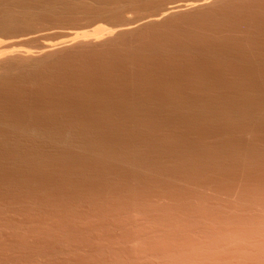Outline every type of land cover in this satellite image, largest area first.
<instances>
[{
    "label": "rangeland",
    "instance_id": "rangeland-1",
    "mask_svg": "<svg viewBox=\"0 0 264 264\" xmlns=\"http://www.w3.org/2000/svg\"><path fill=\"white\" fill-rule=\"evenodd\" d=\"M77 1L84 3L90 11L94 10L93 0ZM138 1L124 2L121 12L126 11L119 15L122 19L115 18L114 23L107 21L108 18L83 22L88 18L80 16L77 18L79 24L74 16L57 20L55 18L56 22L52 17H46L54 24L46 23L47 26L42 29L47 30L37 33V39L26 41L14 49L34 52L44 42L56 43L60 39H72L74 32L91 34L96 29L110 30L115 25L131 23L133 19L137 21L140 15H153L159 9L156 6L166 7L171 3L170 0ZM183 1L187 0H172V3ZM115 2L116 0H103L98 5L95 3V7L100 5L105 10H114ZM232 2L201 17L183 20L182 27H187L182 28V31L186 30L183 33L177 32V28L181 29L179 22L175 23L177 27L170 26L172 29L168 26L170 30L168 27L141 30V35L136 32V35L133 33L123 37V41L120 40L123 44H119L122 47L117 46L119 42L116 43L122 50L112 44L119 53L114 48L115 52L104 51L105 48L99 45L104 52H101V47L94 49L91 46L88 51L92 55L86 52V47H82V51L81 47L77 49L79 46L72 48L74 45H71L72 49H61L62 52L59 50L60 53L52 55L54 58L51 56L48 63L46 59L45 66H39L42 68L38 71L39 75L36 74L37 71L31 74L26 68L30 77H13L10 82L6 81L7 86L3 85L4 81L3 84L1 82L0 264H163V261L164 264H169V261L170 264H175L174 259L171 263L167 258L178 255L175 260L180 257L183 261L185 255L181 257L182 253L189 254L196 247L197 251L203 249L202 246L207 247L202 244H211L210 248L213 247L212 244L216 245L220 238L216 234L223 233L224 236V231L227 230L228 234L225 235L230 237L233 230L238 229L237 224H245L248 219L249 225L251 219L256 224L258 210L264 209V0H238L236 4L234 0ZM138 11L140 15L137 14ZM90 22L91 24L85 25ZM75 23L78 24L74 25ZM214 28L217 29L214 31ZM201 33L207 35L209 40L207 36H201ZM105 47L108 49L112 46ZM79 51L87 54L84 52L82 55ZM139 54H143L146 59ZM100 57L103 58L102 61ZM69 59L72 61H68ZM83 59H86L85 62ZM129 61H134V65ZM22 76H26V79ZM220 103L222 105L218 107ZM235 210L240 213L238 216ZM263 213H259V216ZM255 214L257 216L254 219ZM235 219L240 223H236ZM240 219L246 220L241 222ZM224 221L230 227L232 225V228L225 226ZM241 227L239 235L240 230L244 233ZM244 229L245 233L251 230ZM210 239L217 242L213 243ZM219 240L223 246L224 240ZM221 245L215 247L224 250L221 255H226L228 248L225 251ZM210 248L209 251H212ZM200 252L203 254L202 250ZM211 254L213 255L212 252ZM199 255L201 256L200 253ZM163 257H167L169 261L162 260ZM200 260V263L205 261L202 262V258ZM183 263H186L185 260ZM193 263L192 261L191 264Z\"/></svg>",
    "mask_w": 264,
    "mask_h": 264
},
{
    "label": "bare ground",
    "instance_id": "bare-ground-1",
    "mask_svg": "<svg viewBox=\"0 0 264 264\" xmlns=\"http://www.w3.org/2000/svg\"><path fill=\"white\" fill-rule=\"evenodd\" d=\"M94 1V10H92V11H90L87 7H85L86 5H84V3H80L79 1H77V0H0V84H1V82L2 81H4L5 82V84H3V82H2V84L5 86L6 85V81H9L10 79H12L13 77H16V76H18V78H20V75H26V76H29L30 74V72H31V74L33 73L34 74V71H37V73L36 74H38V71H41V69L42 68H40V67H42L43 65H44V63L47 61V63H48V60L49 59H51L52 57L54 58V56H52V55H56V53L57 52H59L60 53V51L62 52V50L61 49H64V50H66L67 48H75V47H77V46H79V47H77V49H79L80 47V50H82V47H86V49H87V53L89 52L90 53V51H88L90 48H91V46H94V49H96V48H100L101 47V52L104 50V49H102L103 47L105 48V50L104 51H112V52H115L112 48H114V47H116L117 49H121V48H119V47H117V46H120L119 44H121L122 43V41H123V37H125V36H127V35H130V34H133V33H135V35H136V32H139L140 33V35H141V30H148V29H155V28H158V30H159V28H165V27H170V26H172L173 25V27L174 26H176V22H179L180 23V21H182L180 24L178 23V25H181L180 27H181V29L179 30V28H177L178 29V31L177 32H179V31H182V28L184 29V28H187V27H182V23H183V20L185 21V20H187V19H191L192 17L194 18V17H197V16H203V15H206L205 13H208V12H211V11H213V10H216V8H218L219 6H221V5H227V4H229L230 2H232L233 0H187V1H183V2H174V3H172V0H170V2L171 3H168V6H166V7H162L161 5H158V6H156V8H159L158 10H156V12H155V14H153V15H149V14H147V12H145L148 16H146V15H143V17H140L141 15L139 14V11H138V15H140V16H138L139 18H141V19H137V21H135L134 19H133V22H131V23H123V24H121V25H115L114 27H112V29H108V30H104V29H101V30H99V29H96L94 32L92 31V33L90 34H85V33H76V32H74V36H72V39H70L69 37H67V38H69V39H60L59 40V38H58V42H56V43H45L44 42V44H42V46L41 47H39L38 49H37V51L35 52H33V51H29V50H20L19 49V51H17L18 50V48H17V50H15L16 48V46H19L20 44H22V43H24V42H26V41H31L32 39H34V38H36V36L35 35H37L38 36V34H39V32H42V31H45V30H47V29H42V27H45V26H47V24L46 23H51V21L53 20L54 21V19L56 18V20L57 19H59V18H61V17H73L74 16V20L76 19V21H78V23H79V20L77 19L78 17H80V16H84L83 18H88V20L87 19H85V21H83V22H89V21H91V20H95V19H106V18H108L107 19V21H111V22H113L114 23V20H115V18H117V20H119V18L118 17H120L119 15L120 14H123L125 11H126V9L124 10V12L122 13L121 11H123L122 10V5H123V3L124 2H126V1H135V0H116V2H115V4H116V7H112L114 10H111V8H109V6H107L109 3H111V2H107L108 4L106 5L110 10H105V8H103L102 6L100 7V5L98 6V7H95V6H97L98 5V3L100 4L103 0H93ZM113 1H115V0H113ZM118 1V2H117ZM138 1V0H137ZM150 1V0H149ZM176 1H178V0H176ZM236 1L238 2V0H234V3L236 4ZM252 1V0H251ZM262 1V0H261ZM139 2V1H138ZM157 2V1H156ZM239 2H241V1H239ZM254 2H256V1H254ZM97 5H96V4ZM127 3V2H126ZM137 3V2H136ZM141 3H142V0H141ZM154 3V2H153ZM233 3V2H232ZM245 3V2H244ZM250 3V2H249ZM248 3V4H249ZM252 3V2H251ZM257 3V2H256ZM255 3V4H256ZM105 4V3H104ZM125 4V3H124ZM133 4V3H132ZM146 4V3H145ZM238 4V3H237ZM258 4V3H257ZM260 4V3H259ZM112 5V4H111ZM143 5V4H142ZM155 5H156V3H155ZM240 5H241V3H240ZM243 5V4H242ZM113 6V5H112ZM115 6V5H114ZM122 6V7H121ZM161 6V7H160ZM230 6H232V5H230ZM229 6V7H230ZM237 6V5H236ZM245 6V5H244ZM243 6V8H245ZM248 6V5H247ZM111 7V6H110ZM132 7V6H131ZM143 7V6H142ZM141 7V8H142ZM242 7V6H241ZM96 8V9H95ZM127 8V7H126ZM133 8V7H132ZM143 8H145V7H143ZM232 8V7H231ZM123 9H124V7H123ZM137 9H139V8H137ZM136 9V10H137ZM147 9H148V7H147ZM228 9H230V8H228ZM240 9V8H239ZM242 9V8H241ZM130 10V9H129ZM132 10V9H131ZM140 10V9H139ZM149 10V9H148ZM235 10H237V8L235 9ZM134 11V10H133ZM143 11V10H142ZM230 11V10H229ZM249 11V10H248ZM252 11H254V10H252ZM151 12V11H150ZM158 12V13H157ZM230 12H232V11H230ZM244 12V11H243ZM247 11H245L244 13H246ZM134 13H136V11L134 12ZM142 13H144V12H142ZM236 14H237V12H235ZM257 13V12H256ZM227 14V12H225V15ZM240 14V13H239ZM238 14V15H239ZM252 14V13H251ZM260 14H262V13H260ZM136 15V14H135ZM122 16V15H121ZM228 16V15H227ZM235 16V15H234ZM240 16V15H239ZM46 17H52L53 19L50 21V18H46ZM137 17V16H136ZM229 17H231V13H230V15H229ZM248 17H249V15H248ZM247 17V18H248ZM121 18V17H120ZM240 18V17H239ZM246 18V17H245ZM45 19V20H44ZM80 19V18H79ZM113 19V20H112ZM122 19V18H121ZM121 19H120V21H121ZM200 19V18H199ZM198 19V20H199ZM225 19V18H224ZM49 21V22H47V21ZM56 20L54 21V22H56ZM81 21H82V19H80ZM84 20V19H83ZM116 20V21H117ZM223 20V19H222ZM234 20V19H233ZM52 21V22H53ZM76 21H74V22H76ZM93 21H91V22H93ZM98 21V20H97ZM115 21V22H116ZM135 21V22H134ZM214 21V20H213ZM229 21V20H228ZM232 21V20H231ZM238 21V20H237ZM243 21H244V19H243ZM261 20H259V22H260ZM72 22H73V20H72ZM91 22L90 23H85V25L86 24H91ZM129 22V21H128ZM188 22V21H187ZM215 22V21H214ZM213 22V23H214ZM225 22V21H224ZM239 22V21H238ZM255 22V21H254ZM78 23H75L74 25H77ZM176 23V24H175ZM190 23V22H189ZM191 23H192V20H191ZM190 23V24H191ZM194 23V22H193ZM212 23V24H213ZM218 23V22H217ZM216 23V24H217ZM242 23V22H241ZM251 23H253V22H251ZM256 23V22H255ZM52 24H54V23H51V25ZM70 24V23H69ZM80 24V23H79ZM111 24V23H110ZM226 24V23H225ZM254 24V23H253ZM50 25V24H49ZM48 25V26H49ZM50 25V26H51ZM72 25V24H71ZM82 25V24H81ZM80 25V26H81ZM191 25H193V24H191ZM219 25V24H218ZM223 26H224V24H222ZM235 25V24H234ZM245 25V28H247L246 27V24H244ZM49 26V27H50ZM210 26V25H209ZM227 26H229V25H227ZM241 27H242V25H240ZM239 26V27H240ZM168 27V28H169ZM177 27V26H176ZM231 27H233V26H231ZM238 27V28H239ZM252 27V26H251ZM39 28H41V30H39ZM171 28V27H170ZM170 28H169V30H170ZM237 28V27H236ZM172 29V28H171ZM175 29V28H174ZM173 29V30H174ZM177 29H175V30H177ZM189 29V28H188ZM187 29V30H188ZM209 29V28H208ZM212 29V28H211ZM217 29V28H216ZM215 28L213 29L214 31L216 30ZM225 29V28H224ZM251 29V28H250ZM255 29V28H254ZM165 30V29H164ZM167 30V29H166ZM194 30V29H193ZM212 30V31H213ZM221 30H223V28L221 29ZM236 30H238V29H236ZM257 30V29H256ZM184 31H186V30H183L182 31V33L184 32ZM189 31V30H188ZM207 31V30H206ZM206 31H204L205 33H206ZM220 31V30H219ZM229 31H230V29H229ZM233 31H234V29H233ZM248 31V30H247ZM252 31V30H251ZM58 32V31H57ZM57 32H55V33H57ZM144 32V31H143ZM161 32H163V31H161ZM167 32V31H166ZM170 32V31H169ZM173 32V31H172ZM195 32H197V30L195 31ZM199 32H201V31H199ZM202 32H203V30H202ZM211 32V31H210ZM221 32V31H220ZM224 32V31H223ZM246 32V31H245ZM256 32V31H255ZM38 33V34H37ZM55 33H54V35H55ZM61 33V32H60ZM69 33V32H68ZM171 33V32H170ZM180 33V32H179ZM198 33V32H197ZM212 33V32H211ZM222 33V32H221ZM234 33V32H233ZM237 33V32H236ZM235 33V34H236ZM241 33V32H240ZM251 33V32H250ZM65 34V33H64ZM70 34H71V32H70ZM76 34V35H75ZM144 34V33H143ZM146 34V33H145ZM202 34V33H201ZM242 34V33H241ZM49 35V34H48ZM59 35H61V34H59ZM57 36V37H60V36ZM65 35H67V34H65ZM139 35V34H138ZM147 35H149L150 36V33H148ZM164 34H162V36H163ZM168 36H169V34H167ZM171 35V34H170ZM196 35V34H195ZM211 35V34H210ZM226 35V34H225ZM244 35V34H243ZM246 35V34H245ZM244 35V36H245ZM43 36V35H42ZM46 36V35H45ZM52 36H53V34H52ZM161 36V37H162ZM177 36H179V35H177ZM188 36V35H187ZM191 36V35H190ZM201 36H207V35H201ZM223 36V35H222ZM227 36V35H226ZM243 36V37H244ZM259 36V35H258ZM40 37V36H39ZM44 37V36H43ZM62 37V36H61ZM138 37H140V36H138ZM138 37H137V39H138ZM142 38L143 37H145V35L144 36H141ZM147 37V36H146ZM153 37V36H152ZM174 37V36H173ZM189 37V36H188ZM187 37V38H188ZM196 37V36H195ZM215 37V36H214ZM41 38V37H40ZM135 38V37H134ZM141 38V39H142ZM164 38H166V37H164ZM169 38V37H168ZM176 38V37H175ZM193 38H194V36H193ZM192 38V39H193ZM211 38V37H210ZM239 38V37H238ZM37 39V38H36ZM151 39V38H150ZM153 40H154V38H152ZM162 39V38H161ZM171 39V38H170ZM173 39V38H172ZM190 39V38H189ZM200 39H202V38H200ZM204 39H206V38H204ZM207 39H208V36H207ZM216 39H218V38H216ZM215 39V40H216ZM228 39V38H227ZM39 40V39H38ZM40 40H42V39H40ZM120 40H122L121 41V43H120ZM133 40V39H132ZM140 39H138V41H139ZM153 40H152V42H153ZM166 40H168V39H166ZM166 40H164V41H166ZM174 40H176V39H174ZM182 40H184L185 41V39H182ZM191 40V39H190ZM196 40V39H195ZM209 40V39H208ZM208 40H206V41H208ZM211 40V39H210ZM213 40V39H212ZM219 40V39H218ZM226 40V39H225ZM161 41V40H160ZM159 41V42H160ZM184 41H182L183 43H184ZM200 41V40H199ZM243 41V40H242ZM51 42V41H50ZM117 42H119L118 43V45L116 46V43ZM186 42H188V41H186ZM185 42V43H186ZM190 42V41H189ZM204 42V41H203ZM216 42V41H215ZM217 42H220V41H217ZM222 42V41H221ZM236 42V41H235ZM241 42V41H240ZM239 42V43H240ZM30 43V42H29ZM115 43V44H114ZM140 43V42H139ZM147 43H148V41H147ZM149 43H150V41H149ZM165 43V42H164ZM168 43V42H167ZM171 43V41L169 42V44ZM210 43V42H209ZM224 43V42H223ZM231 43H232V41H231ZM25 44V43H24ZM41 44V43H40ZM108 44H110V45H108ZM115 45L114 47H113V45ZM123 44V43H122ZM142 44V43H141ZM140 44V45H141ZM144 44V43H143ZM154 44H156V43H154ZM188 44V43H187ZM71 45H74V46H71ZM98 45H102V46H96ZM112 46V47H110V48H108L107 49V47H105V46ZM133 45V44H132ZM131 45V46H132ZM163 45V44H162ZM164 45H167L168 46V44H164ZM163 45V46H164ZM173 45H174V43H173ZM177 45V44H176ZM190 45V44H189ZM202 45V44H201ZM200 45V46H201ZM219 45V44H218ZM218 45H216V46H218ZM39 46V45H38ZM71 46V47H70ZM155 46H157V45H155ZM161 46V45H160ZM175 46V45H174ZM173 46V47H174ZM178 46V45H177ZM197 46V45H196ZM214 46V45H213ZM223 46V45H222ZM120 47H122V46H120ZM140 47V46H139ZM143 48L145 47V46H142ZM210 47V46H209ZM224 47V46H223ZM226 47H228V46H226ZM15 48V49H14ZM37 48V47H36ZM71 48V49H72ZM89 48V49H88ZM93 48V47H92ZM116 48H114V49H116ZM141 48V47H140ZM146 48V47H145ZM151 48H152V46H151ZM151 48H148V50L149 49H151ZM153 48H155L154 46H153ZM158 48H159V46H158ZM194 48V47H193ZM201 48V47H200ZM208 48V47H207ZM207 48H205V49H207ZM242 48V47H241ZM34 49V48H33ZM84 49V48H83ZM94 49H91V52H93V50ZM97 49V50H98ZM116 49V50H117ZM123 49V48H122ZM121 49V50H122ZM162 49V48H161ZM165 49V48H164ZM172 49V48H171ZM192 49V48H191ZM195 49H197V48H195ZM194 49V50H195ZM210 49V48H209ZM233 49V48H232ZM239 49V48H238ZM60 50V51H59ZM76 50V49H75ZM85 50V49H84ZM143 50V49H142ZM170 50V49H169ZM186 50V49H185ZM189 50V49H188ZM197 50H199V49H197ZM204 50V49H203ZM220 50V49H219ZM218 50V51H219ZM222 50V49H221ZM73 52H74V50H72ZM83 51V50H82ZM95 51V50H94ZM99 51V50H98ZM97 51V52H98ZM103 51V52H104ZM118 51V50H117ZM116 51V52H117ZM154 51V50H153ZM160 51V50H159ZM167 51V50H166ZM192 51V50H191ZM201 51V50H200ZM209 51H212V50H209ZM231 51V50H230ZM242 51V50H241ZM241 51L239 52V53H241ZM65 52V51H64ZM76 52V51H75ZM80 52V51H79ZM85 52V51H84ZM84 52H80V53H82V55H84L85 53ZM149 53H150V51H148ZM164 52H165V50H164ZM164 52H163V55H164ZM182 52V51H181ZM180 52V53H181ZM196 52V51H195ZM199 52V51H198ZM208 52V51H207ZM225 52V51H224ZM232 52V51H231ZM236 52V51H235ZM58 53V54H59ZM86 53V54H87ZM88 53V54H89ZM93 53H95V52H93ZM118 53H119V51H118ZM126 53V52H125ZM141 53V52H140ZM187 53V52H186ZM200 53V52H199ZM198 53V54H199ZM201 53H203L202 51H201ZM205 53V52H204ZM226 53H227V51H226ZM244 53V52H243ZM250 53V52H249ZM254 53V52H253ZM257 53V52H256ZM66 54V53H65ZM73 54V53H72ZM77 54V53H76ZM90 54H92V53H90ZM96 54V53H95ZM109 54V53H108ZM129 55H130V53H128ZM136 54V53H135ZM156 54V53H155ZM160 54H162V53H160ZM197 54V53H196ZM223 54V53H222ZM235 54V53H234ZM237 54V53H236ZM61 55H63V54H61ZM69 55H71L70 53H69ZM93 55V54H92ZM106 55V54H105ZM116 55V54H115ZM120 55V54H119ZM132 55H133V52H132ZM140 56H144L143 54L141 55V54H139ZM158 55V54H157ZM180 55H182V54H180ZM184 55H186L185 53H184ZM187 55H190V54H188L187 53ZM210 54H208V56H209ZM220 55H221V53H220ZM52 56V57H51ZM59 56V55H58ZM67 56V55H66ZM91 56V55H90ZM95 56V55H94ZM100 56H101V54H100ZM109 57H110V55H108ZM113 56V55H112ZM126 56H128L127 54H126ZM135 56V55H134ZM139 56V57H140ZM193 56V55H192ZM195 56V55H194ZM193 56V57H194ZM204 56H205V54H204ZM207 56V55H206ZM223 56V55H222ZM230 56V55H229ZM249 56V55H248ZM264 56V55H263ZM65 57V56H64ZM78 57V56H77ZM82 57V56H81ZM81 57H80V59H81ZM88 57V56H87ZM97 57V56H96ZM115 57H117V56H115ZM131 57V56H130ZM138 57V58H139ZM146 57H148L147 55H146ZM153 57V56H152ZM155 57V56H154ZM175 57V56H174ZM213 57H214V55H213ZM241 57V56H240ZM239 57V58H240ZM247 57V56H246ZM259 57H260V54H259ZM58 58V57H57ZM61 58V57H60ZM59 58V59H60ZM70 58V57H69ZM90 58V57H89ZM88 58V59H89ZM92 58V57H91ZM104 58H107V57H105L104 56ZM121 58V56L119 57V59ZM125 58V57H124ZM132 58V57H131ZM135 58V57H134ZM136 58H137V56H136ZM144 58H145V56H144ZM177 58V57H176ZM175 58V59H176ZM211 59H212V57H210ZM221 58V57H220ZM219 58V59H220ZM224 58V57H223ZM229 58V57H228ZM227 58V59H228ZM237 58V57H236ZM243 58V57H242ZM47 59V60H46ZM68 59V58H67ZM87 59V60H88ZM95 59V58H94ZM100 61H102L103 60V58L102 57H100ZM108 59V58H107ZM115 59V58H114ZM127 59V58H126ZM130 59V58H129ZM128 59V60H129ZM146 59V58H145ZM150 59V58H149ZM149 59H147V60H149ZM173 59V58H172ZM195 59V58H194ZM215 59L217 60V58L215 57ZM214 59V60H215ZM226 59V60H227ZM245 59V58H244ZM249 59V58H248ZM261 59V58H260ZM46 60V61H45ZM53 61L55 60V59H52ZM61 60V59H60ZM64 60V59H63ZM84 61L83 62H85V60L86 59H83ZM90 60V59H89ZM93 60V59H92ZM98 60V59H97ZM106 60V59H105ZM123 60V59H122ZM132 60V59H131ZM130 60V61H131ZM139 60V59H138ZM140 60H142V58L140 59ZM156 60H159V59H156ZM164 60H166V59H164ZM202 60V59H201ZM213 60V61H214ZM222 61L224 60V59H221ZM235 60V59H234ZM240 60H242V59H240ZM262 60V59H261ZM68 61H70V59L68 60ZM72 61V60H71ZM70 61V62H71ZM74 61H76V60H74ZM82 61V59L80 60V62ZM125 61V60H124ZM130 61H129V63H130ZM143 61V60H142ZM141 61V62H142ZM146 61V60H145ZM153 61V60H152ZM188 61V60H187ZM204 61H206V60H204ZM213 61H212V63H213ZM225 61V60H224ZM91 62V61H90ZM108 62V61H107ZM111 62V61H110ZM125 62H127V61H125ZM134 62V61H133ZM133 62H131L132 63V65H134L133 64ZM140 61H139V63H141ZM183 62V61H182ZM185 62V61H184ZM207 62H208V60H207ZM235 62V61H234ZM260 62V61H259ZM264 62V61H263ZM98 63V62H97ZM100 63V62H99ZM113 63H115V62H113ZM117 63H118V61H117ZM120 63V62H119ZM130 63V64H131ZM188 63V62H187ZM203 64H204V62H202ZM215 63V62H214ZM221 63V62H220ZM229 63V62H228ZM247 63V62H246ZM253 63H255V62H253ZM53 64V63H52ZM59 64V63H58ZM68 64H70V63H68ZM72 64V63H71ZM83 64V63H82ZM105 64V63H104ZM154 64V63H153ZM185 64V63H184ZM208 64V63H207ZM236 64V63H235ZM251 64V63H250ZM47 65V64H46ZM51 65V64H50ZM56 65H57V63H56ZM63 65V64H62ZM62 65H60V66H62ZM77 65H79L78 63H77ZM87 65H89V64H87ZM106 65V64H105ZM114 65V64H113ZM116 65V64H115ZM126 65V64H125ZM128 65V64H127ZM126 65V66H127ZM212 65V64H211ZM214 65V64H213ZM232 65V64H231ZM237 65V64H236ZM247 65H248V63H247ZM256 65V64H255ZM259 65V64H258ZM40 66V67H39ZM45 66V65H44ZM53 66V65H52ZM65 65H63V67H64ZM86 66V65H85ZM85 66H84V68H85ZM103 66V65H102ZM111 66H112V64H111ZM206 66V65H205ZM39 67V68H38ZM55 67V70H56V66H54ZM59 67V66H58ZM66 67H68V66H66ZM72 67V66H71ZM78 67V66H77ZM87 67V66H86ZM105 67V66H104ZM137 67V66H136ZM208 67V66H207ZM217 67V66H216ZM240 67V66H239ZM255 67V66H254ZM260 67V66H259ZM264 67V66H263ZM27 68V70L29 71L30 70V72H27V70H25ZM33 68V69H32ZM35 68V69H34ZM74 68H75V66H74ZM83 68V69H84ZM111 68V67H110ZM122 68V67H121ZM124 68V67H123ZM31 69L33 70V71H31ZM38 69V70H37ZM45 69V68H44ZM52 69V68H51ZM67 69V68H66ZM79 69H81V68H79ZM101 69V68H100ZM105 69V68H104ZM246 69V68H245ZM250 69V68H249ZM248 69V70H249ZM259 69V68H258ZM263 69V68H262ZM54 70V71H55ZM64 70V69H63ZM76 70V69H75ZM74 70V71H75ZM78 70V69H77ZM94 70V69H93ZM108 70H109V68H108ZM116 70V69H115ZM118 70V69H117ZM133 70V69H132ZM25 71V72H24ZM70 71V70H69ZM72 71V70H71ZM70 71V72H71ZM83 71V70H82ZM104 71H106V70H104ZM261 71V70H260ZM27 72V73H26ZM43 72V71H42ZM68 72V71H67ZM250 72V71H249ZM259 72V71H258ZM264 72V71H263ZM57 73V72H56ZM88 73V72H87ZM108 73V72H107ZM242 73V72H241ZM49 74V73H48ZM61 74V73H60ZM65 74V73H64ZM102 74V73H101ZM246 74H248V73H245V75ZM39 75V74H38ZM57 75V74H56ZM80 75V74H79ZM237 75V74H236ZM252 75V74H251ZM260 75V74H259ZM26 76H24L25 77V79H26ZM35 76V75H34ZM37 76V75H36ZM68 76V75H67ZM71 76V75H70ZM74 76H75V74H74ZM241 76L243 77V75L241 74ZM249 76V75H248ZM247 76V77H248ZM263 76H264V74H263ZM23 77V76H22ZM24 77H23V79H24ZM30 77V76H29ZM33 77V76H32ZM31 77V78H32ZM39 77V76H38ZM63 77V76H62ZM109 77V76H108ZM114 77V76H113ZM182 77V76H181ZM241 77V78H242ZM246 77V78H247ZM251 77V76H250ZM253 77V76H252ZM251 77V78H252ZM40 78V77H39ZM147 78V77H146ZM240 78V79H241ZM15 79H17V78H15ZM34 79V78H33ZM49 79V78H48ZM64 79V78H63ZM113 79H115V78H113ZM141 79V78H140ZM160 79V78H159ZM167 79V78H166ZM180 79V78H179ZM32 80V79H31ZM38 80V79H37ZM133 80V79H132ZM143 80V79H142ZM144 80H145V78H144ZM231 79H229V81H230ZM249 80V79H248ZM13 81V80H12ZM17 81V80H16ZM27 81H29L28 79H27ZM74 81V80H73ZM140 81V80H139ZM154 81V80H153ZM161 81V80H160ZM183 81V80H182ZM201 81H203V80H201ZM232 81V80H231ZM241 81V80H240ZM10 82V81H9ZM14 82V81H13ZM24 82V81H23ZM48 82V81H47ZM50 82H52V81H50ZM60 82V81H59ZM82 82V81H81ZM116 82V81H115ZM130 82V81H129ZM169 82H171V79H170V81ZM217 82H218V80H217ZM235 82V81H234ZM16 83V82H15ZM30 83V82H29ZM132 83V82H131ZM159 83V82H158ZM182 83H184V82H182ZM194 83H195V81H194ZM220 83V82H219ZM244 83V82H243ZM246 83V82H245ZM251 83V82H250ZM12 84V83H11ZM25 84V83H24ZM191 84V83H190ZM225 84H227V83H225ZM260 84V83H259ZM42 85V84H41ZM53 85V84H52ZM171 85V84H170ZM183 85V84H182ZM219 85V84H218ZM7 86V85H6ZM25 86V85H24ZM34 86V85H33ZM181 86V85H180ZM188 86V85H187ZM191 86V85H190ZM193 86V85H192ZM195 86V85H194ZM210 86V85H209ZM238 86H239V84H238ZM253 86V85H252ZM251 86V87H252ZM1 87V86H0ZM125 87V86H124ZM168 87V86H167ZM217 87V86H216ZM234 87V86H233ZM262 87V86H261ZM10 88V87H9ZM31 88V87H30ZM128 88V87H127ZM158 88H161L160 86L158 87ZM157 88V89H158ZM194 88V87H193ZM202 88V87H201ZM219 88V87H218ZM238 88V87H237ZM260 88V87H259ZM147 89V88H146ZM151 89H152V87H151ZM188 89V88H187ZM203 89V88H202ZM16 90V89H15ZM139 90V89H138ZM154 90V89H153ZM204 90V89H203ZM207 90V89H206ZM244 90V89H243ZM11 91V90H10ZM13 91V90H12ZM17 91V90H16ZM164 91V90H163ZM215 91H216V89H215ZM249 91V90H248ZM128 92V91H127ZM144 92V91H143ZM151 92V91H150ZM234 92V91H233ZM233 92H231L232 94H233ZM253 92V91H252ZM132 93V92H131ZM140 93V92H139ZM153 93V92H152ZM235 93V92H234ZM255 93V92H254ZM264 93V92H263ZM153 94H156V92L155 93H153ZM160 94V93H159ZM169 94H171V92L169 93ZM186 94V93H185ZM237 94V93H236ZM202 95H203V93H202ZM206 95V94H205ZM222 95H223V93H222ZM7 96H9V95H7ZM12 96V95H11ZM150 96V95H149ZM171 96V95H170ZM190 96V95H189ZM195 96V95H194ZM221 96V95H220ZM228 96V95H227ZM230 96V95H229ZM232 96H234V95H232ZM258 96V95H257ZM263 96V95H262ZM116 97V96H115ZM158 97V96H157ZM177 97H179V96H177ZM205 97V96H204ZM235 97V96H234ZM238 97V96H237ZM6 98V97H5ZM120 98V97H119ZM131 98V97H130ZM160 98V97H159ZM167 98V97H166ZM180 98V97H179ZM194 98V97H193ZM193 98H190V99H193ZM203 98V97H202ZM206 98V97H205ZM228 98V97H227ZM245 98V97H244ZM15 99V98H14ZM109 99H112V97L111 98H109ZM128 99V98H127ZM132 99V98H131ZM165 99V98H164ZM169 99V98H168ZM171 99V98H170ZM169 99V100H170ZM189 99V98H188ZM198 99V98H197ZM196 99V100H197ZM234 99V98H233ZM153 100V99H152ZM151 100V101H152ZM163 100V99H162ZM175 100V99H174ZM18 101V100H17ZM105 101V100H104ZM121 101V100H120ZM122 101H123V99H122ZM126 101V100H125ZM172 101V100H171ZM224 101V100H223ZM248 101H249V99H248ZM132 102V101H131ZM140 102V101H139ZM162 102V101H161ZM173 102V101H172ZM193 102V101H192ZM250 102V101H249ZM107 103V102H106ZM113 103V102H112ZM132 103H134V102H132ZM131 103V104H132ZM144 103V102H143ZM166 103V102H165ZM187 103V102H186ZM258 103H259V101H258ZM17 104V103H16ZM88 104V103H87ZM86 104V105H87ZM104 104V103H103ZM119 104V103H118ZM122 104V103H121ZM124 104V103H123ZM149 104V103H148ZM156 104V103H155ZM204 104V103H203ZM251 104V103H250ZM91 105V104H90ZM163 105V104H162ZM179 105V104H178ZM181 105V104H180ZM191 105H192V103H191ZM217 105V104H216ZM220 105H222L221 103L220 104H218L217 106L218 107H220ZM226 105V104H225ZM233 105V104H232ZM249 105V104H248ZM95 106V105H94ZM107 106V105H106ZM115 106V105H114ZM119 106V105H118ZM136 106H138V105H136ZM153 106V105H152ZM246 106V105H245ZM93 107V106H92ZM160 107H161V105H160ZM164 107V106H163ZM165 107H168V106H165ZM179 107V106H178ZM191 107V106H190ZM203 107V106H202ZM215 107V106H214ZM251 107V106H250ZM86 108V107H85ZM96 108V107H95ZM99 108V107H98ZM101 108V107H100ZM117 108V107H116ZM115 108V109H116ZM122 108H123V106H122ZM142 108V107H141ZM151 108V107H150ZM154 108V107H153ZM221 108H223L222 106H221ZM254 108V107H253ZM91 109V108H90ZM89 108H88V110H90ZM106 109V108H105ZM109 109H111L110 107H109ZM139 109H140V107H139ZM146 109V108H145ZM148 109V108H147ZM181 109V108H180ZM184 109V108H183ZM189 109V108H188ZM213 109V108H212ZM217 109V108H216ZM224 109V108H223ZM62 110V109H61ZM86 110H87V108H86ZM94 110V109H93ZM100 110V109H99ZM104 110V109H103ZM112 110V109H111ZM126 110V109H125ZM131 110V109H130ZM133 110V109H132ZM160 110V109H159ZM207 110V109H206ZM92 111V110H91ZM135 111H136V109H135ZM149 111V110H148ZM151 111V110H150ZM200 111V110H199ZM65 112V111H64ZM68 112V111H67ZM106 112V111H105ZM127 112V111H126ZM132 112V111H131ZM166 112V111H165ZM93 113H95V112H93ZM107 113V112H106ZM138 113V112H137ZM44 114V113H43ZM124 114V113H123ZM126 114V113H125ZM124 114V115H125ZM132 114V113H131ZM146 114V113H145ZM88 115V114H87ZM87 115H85V116H87ZM120 115V114H119ZM130 115V114H129ZM41 116V115H40ZM84 116V115H83ZM89 116H91V115H89ZM106 116V115H105ZM116 116H117V114H116ZM137 116V115H136ZM28 117V116H27ZM99 117V116H98ZM113 118H114V116H112ZM120 117V116H119ZM126 117V116H125ZM131 117V116H130ZM142 117H144V116H142ZM118 118V117H117ZM127 118V117H126ZM98 119V118H97ZM100 119V118H99ZM105 119V118H104ZM116 119V118H115ZM11 120V119H10ZM18 120V119H17ZM36 120V119H35ZM47 120V119H46ZM86 120V119H85ZM119 120H122V119H119ZM127 120V119H126ZM131 120V119H130ZM135 120V119H134ZM48 121V120H47ZM75 121H76V119H75ZM107 121V120H106ZM111 121H113V119L111 120ZM12 122V121H11ZM19 122V121H18ZM32 122V121H31ZM69 122V121H68ZM80 122V121H79ZM101 122V121H100ZM115 122V121H114ZM113 122V123H114ZM127 122V121H126ZM135 122H136V120H135ZM139 122V121H138ZM24 123V122H23ZM39 123V122H38ZM118 123V122H117ZM128 123V122H127ZM42 124V123H41ZM69 124V123H68ZM14 125H16V124H14ZM23 125V124H22ZM82 125V124H81ZM137 125V124H136ZM5 126V125H4ZM11 127H12V125H10ZM10 126H9V128H10ZM36 126V125H35ZM116 126V125H115ZM130 126V125H129ZM134 126V125H133ZM24 127V126H23ZM29 127H30V125H29ZM38 127V126H37ZM18 128V127H17ZM41 128H42V126H41ZM46 128V127H45ZM1 129V128H0ZM3 129V128H2ZM7 129V128H6ZM8 130V129H7ZM33 130V129H32ZM49 130V129H48ZM52 130V129H51ZM6 131V130H5ZM26 131V130H25ZM24 131V132H25ZM30 132H32L31 130H29ZM43 131V130H42ZM14 132V131H13ZM17 132V131H16ZM15 132V133H16ZM28 132V131H27ZM36 132H37V130H36ZM57 132V131H56ZM56 132H54L55 134H56ZM4 133V132H3ZM23 133V132H22ZM33 133V132H32ZM51 133V132H50ZM53 133V134H54ZM66 133V132H65ZM7 134V133H6ZM10 134V133H9ZM12 134V133H11ZM37 134V133H36ZM60 134V133H59ZM20 135V134H19ZM39 135V134H38ZM58 135V134H57ZM11 136V135H10ZM56 136V135H55ZM64 136V135H63ZM73 136V135H72ZM14 137H16V136H14ZM49 137H51V136H49ZM58 137H60V138H62L61 136H58ZM8 138V137H7ZM31 138V137H30ZM33 138V137H32ZM31 138V139H32ZM65 139V138H64ZM58 140V139H57ZM60 140V139H59ZM58 140V141H59ZM67 140V139H66ZM73 140V139H72ZM7 141V140H6ZM19 141V140H18ZM56 141V140H55ZM69 141V140H68ZM67 141V142H68ZM40 142V141H39ZM45 142V141H44ZM48 142V141H47ZM62 142V141H61ZM70 142H71V140H70ZM83 143H84V141H82ZM16 143V142H15ZM54 143V142H53ZM7 144H8V142H7ZM12 144H14V143H12ZM17 144V143H16ZM19 144V143H18ZM22 144V143H21ZM70 144V143H69ZM72 144V143H71ZM85 144V143H84ZM1 145H4V143L3 144H1ZM15 145V144H14ZM27 145V144H26ZM55 145V144H54ZM30 146V145H29ZM49 146H51V145H49ZM71 146V145H70ZM52 147V146H51ZM56 147H57V145H56ZM49 148V147H48ZM57 149V148H56ZM61 149H62V147H61ZM64 149V148H63ZM62 149V150H63ZM69 149V148H68ZM17 150H19V149H17ZM52 150H53V148H52ZM53 151H55V150H53ZM13 154V153H12ZM15 154V153H14ZM32 154V153H31ZM16 155V154H15ZM30 155V154H29ZM33 155V154H32ZM17 156V155H16ZM37 157V156H36ZM13 158V157H12ZM27 158H28V156H27ZM31 160H33V159H31ZM37 160H39L38 158H37ZM36 160V161H37ZM20 161V160H19ZM30 161V160H29ZM31 162V161H30ZM17 163V162H16ZM38 163V162H37ZM32 165V164H31ZM259 205V204H258ZM261 207V206H260ZM259 207V208H260ZM256 209V208H255ZM261 209V208H260ZM245 210H247V209H245ZM253 210V209H252ZM258 210V209H257ZM262 210V211H261ZM260 211L258 210V216L260 215L259 213H263L264 212V209L262 208ZM236 211V216H238V214H240V213H237V210H235ZM241 211V210H240ZM244 211V210H243ZM253 211H255V210H253ZM252 211V213L254 214L255 212H253ZM248 212V211H247ZM257 212V211H256ZM246 213V212H245ZM245 213H244V215H245ZM251 213V212H250ZM249 214V213H248ZM264 214V213H263ZM263 214H261L262 216L260 217L261 218V220L262 221H264L263 220ZM252 215V214H251ZM247 216V215H246ZM245 216V217H246ZM249 216V215H248ZM257 215L255 214V216L253 215V217H254V219H255V217H256ZM256 217L257 219H259V217ZM243 217L244 216H242L241 218L243 219ZM250 218H252V216H249ZM212 218V217H211ZM237 218H239V217H237ZM213 219V218H212ZM230 219V218H229ZM232 219V218H231ZM256 219V224H254L255 223V221H253L252 222V219H251V225H249L248 223L249 222H247V221H250L249 219L246 221V223L244 224V222L243 221H245V220H243V221H241V219H240V221L241 222H243L242 224H244L243 226H242V224L237 220V219H235V221H236V223H240V224H237L239 227H241V228H243V230H244V233L242 232V230H240V235H242V233H243V235L242 236H240L239 235V227L237 226V225H235L236 223H235V221H234V225H235V227L237 226V230H235L236 231V233H235V231L233 230V232L234 233H232V234H230V237H232L233 235H235L234 237H232V238H230V237H228V235H225V233H227L226 231H224V236H227V238H225L224 236H223V233H221L220 235H218V234H216L218 237H220L221 238V240L223 241V246H224V244L226 243V241L228 242V243H226L225 245H227V246H222L220 243H222L219 239L220 238H218V242L216 243L215 242V240H212V239H210V240H212L213 241V243H216V245L215 246H217L218 247V245H221L222 246V249H225V251H226V249L228 248V251H226L227 253H226V255H221L222 253H223V251L224 250H221V248L220 249H218L217 247H215L213 244H212V248H210V246H211V244H202V245H204V246H207V247H203L202 245V248L203 249H201L202 251H203V254H202V252H200L199 250L197 251L196 249H197V247L195 248V250L198 252V253H196V251L193 249V253H192V251L189 253V254H187L186 252V254L185 253H182L181 255V257H184V255H185V257L184 258H188V259H184L183 258V261H182V258H178V260H179V262H178V260L176 261L175 260V258H177L176 256H178V255H175V258L172 256V257H170L169 255H167V256H169V258H167V257H163V259L162 260H164V259H169V260H171V263L173 262V260L172 259H174V263L175 264H184L183 262H184V260H185V264H191L192 263V261L194 262L193 264H205V261H206V264H264V222H262L260 219H259V222L261 223H259L258 222V220ZM224 220H225V218H224ZM212 221V220H211ZM206 222V221H205ZM204 222V223H205ZM225 222V221H224ZM229 222V221H228ZM258 222V223H257ZM209 223V222H208ZM226 223V225L225 226H228L230 229L232 228V225H231V227H230V225H228V223H227V221L225 222ZM224 223V224H225ZM263 223V224H262ZM182 224V223H181ZM213 224V223H212ZM230 224V223H229ZM232 224V223H231ZM179 225H180V223H179ZM210 225V224H209ZM253 225V227H254V230L252 229L253 227H251ZM257 226V229H256V226ZM260 225V226H259ZM262 225V226H261ZM183 226V225H182ZM218 226V225H217ZM219 226H222V225H219ZM218 226V227H219ZM224 226V227H225ZM247 226V227H246ZM250 226V227H249ZM227 227V228H228ZM234 227V228H235ZM244 227L245 228H251V230H247L248 232H246L245 233V229H244ZM260 229H259V228ZM197 228V227H196ZM210 228V227H209ZM215 228H217L216 227V225H215ZM261 228H263V229H261ZM220 230H221V228H219ZM236 229V228H235ZM167 230V229H166ZM181 230V229H180ZM217 230V229H216ZM160 231V230H159ZM171 231V230H170ZM177 231H179L178 229H177ZM199 231V230H198ZM197 231V232H198ZM205 231V230H204ZM214 231V230H213ZM223 230H221V232H222ZM230 231V230H229ZM158 232V231H157ZM181 232V231H180ZM209 232V231H208ZM219 232V231H218ZM218 232H216V233H218ZM253 232H254V236H252L253 235ZM170 233V232H169ZM200 233V232H199ZM252 233V234H251ZM256 233V234H255ZM143 234V233H142ZM141 234V235H142ZM214 234V233H213ZM228 234V233H227ZM244 234H246V235H248V236H246V235H244ZM160 235V234H159ZM167 235V234H166ZM204 235V234H203ZM237 235V236H236ZM250 235V236H249ZM144 236V235H143ZM142 236V237H143ZM161 236V235H160ZM174 236V235H173ZM209 236H211V235H209ZM222 236H223V238L224 239H222ZM252 236V237H251ZM212 237V236H211ZM148 238V237H147ZM153 238V237H152ZM163 238V237H162ZM168 238V237H167ZM136 239H137V237H136ZM139 239H141V238H139ZM200 239V238H199ZM227 239H230V240H232L233 241V243H231L232 241H229V240H227ZM207 240H208V238H207ZM167 241V240H166ZM136 242V241H135ZM168 242V241H167ZM171 242V241H170ZM202 242V241H201ZM206 242V241H205ZM208 242V241H207ZM206 242V243H207ZM209 242H211V241H209ZM225 242V243H224ZM229 242H230V244H232V245H230L229 244ZM241 242H243V243H241ZM248 242V243H247ZM137 243V242H136ZM173 243V242H172ZM198 243V242H197ZM235 243V244H234ZM246 243V244H245ZM138 244H140V243H138ZM137 244V245H138ZM146 244V243H145ZM170 244V243H169ZM190 244V243H189ZM195 244V243H194ZM201 244V243H200ZM228 244H229V246H228ZM240 244V245H239ZM245 244V245H244ZM150 245V244H149ZM171 245V244H170ZM209 245V246H208ZM235 245V246H234ZM145 246H147V245H145ZM174 246V245H173ZM180 246V245H179ZM186 246V245H185ZM221 246H219V247H221ZM176 247V246H175ZM183 247V246H182ZM192 247V246H191ZM200 247V246H199ZM198 247V248H199ZM210 248V250L212 249V251H209V248ZM174 248V247H173ZM180 248V247H179ZM204 248H206L207 249V251H206V249H204ZM215 248V249H214ZM175 249V248H174ZM178 249V248H177ZM183 249H184V247H183ZM187 249V248H186ZM216 249H218V250H216ZM163 250V249H162ZM181 250V249H180ZM217 252H216V251ZM220 250V251H219ZM177 251V250H176ZM204 251H206L205 253H206V255H205V253H204ZM183 252V251H182ZM211 252L213 253V255L211 254ZM215 252V253H214ZM222 252V253H221ZM149 253V252H148ZM158 253V252H157ZM164 253V252H163ZM199 253L201 254V256L199 255ZM216 253H218V255L216 256ZM225 253V252H224ZM151 254H152V251H151ZM155 254V253H154ZM208 254H211V256L210 255H208ZM180 255V254H179ZM197 256V257H195V256ZM204 255L206 256L205 257V259H204ZM203 256V257H202ZM160 257V260H159V262L161 261V256H159ZM158 257V258H159ZM189 257H191V258H189ZM193 257V258H192ZM199 257H201L202 258V262L203 263H200V259H199ZM147 258V257H146ZM146 258H145V261H146ZM151 258V257H150ZM155 258V257H154ZM195 258V259H194ZM165 260V261H169V260ZM196 260V261H194V260ZM130 260V259H129ZM134 260V259H133ZM182 262H181V261ZM186 260H188V261H186ZM197 260H199V262L197 261ZM116 261H118V260H116ZM127 261V260H126ZM132 261V260H131ZM130 261V262H131ZM148 261H149V258H148ZM190 261V263H188ZM128 262V261H127ZM129 262V263H130ZM135 262V261H134ZM196 262V263H195ZM124 263V262H123ZM133 263V262H132ZM136 263H138V262H136ZM155 263H157V259H156V262ZM163 264H164V261L162 262ZM167 262H165V264H166ZM128 264V263H127ZM144 264V263H143ZM149 264V263H148ZM153 264V263H152ZM168 264V263H167ZM169 264H170V261H169Z\"/></svg>",
    "mask_w": 264,
    "mask_h": 264
}]
</instances>
